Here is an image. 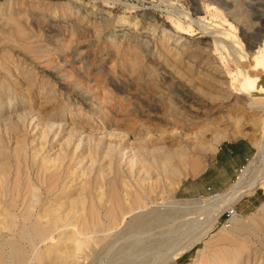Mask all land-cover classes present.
<instances>
[{
    "label": "rangeland",
    "instance_id": "1",
    "mask_svg": "<svg viewBox=\"0 0 264 264\" xmlns=\"http://www.w3.org/2000/svg\"><path fill=\"white\" fill-rule=\"evenodd\" d=\"M214 33L231 46L239 41L249 61L221 53ZM263 42L264 0H0V264H11V249L28 256L25 264H52L57 245L62 264H153L167 239L186 241L211 225L215 194L231 190L244 172L253 188L221 210L204 239L163 264H206L230 245L240 247L241 264H264V111L237 93L233 76L262 75L248 47ZM241 137L255 154L228 189L212 193L192 183L220 144ZM130 148L139 163H131ZM161 163L177 175H162ZM142 168L160 171L145 181L155 188L144 196L145 208L115 231L100 233L99 222L92 223L86 237L83 221L93 213L104 219V198L122 196L126 187L139 191ZM174 198L191 204L176 206ZM27 206L32 219L44 213L52 222L49 238H21L32 226ZM80 206L76 221L69 212ZM232 207L234 218L226 215ZM133 215L148 230L134 251L127 249L139 227ZM72 227L77 242L65 245Z\"/></svg>",
    "mask_w": 264,
    "mask_h": 264
},
{
    "label": "bare ground",
    "instance_id": "2",
    "mask_svg": "<svg viewBox=\"0 0 264 264\" xmlns=\"http://www.w3.org/2000/svg\"><path fill=\"white\" fill-rule=\"evenodd\" d=\"M173 5V4H172ZM181 12H183V11H181ZM172 14V13H171ZM182 14H186V15H190L189 14V12H184V13H182ZM174 15V14H173ZM189 17V16H188ZM190 18V17H189ZM177 19V18H176ZM207 19V18H206ZM179 20V19H178ZM190 20H192L191 18H190ZM195 22V21H194ZM182 23V22H181ZM179 21L178 22H176V26H177V28H179V29H182V24H181ZM199 25L200 26H203V25H205V23L203 22V20H199ZM210 25V24H209ZM208 25V26H209ZM211 26V25H210ZM209 26V27H210ZM216 26H218V25H216ZM208 27V28H209ZM213 29H214V26H211ZM218 27H220V26H218ZM207 29V28H206ZM213 29H212V31H213ZM216 29V28H215ZM223 29V28H222ZM221 29V30H222ZM204 31H206V30H204ZM208 31H210L209 33H211V29L209 30L208 29ZM208 31H207V33H208ZM219 31V30H218ZM214 32H216V31H214ZM208 33V34H209ZM220 34V33H219ZM221 35V34H220ZM212 36V35H211ZM213 38L212 39H214V42H215V44H213V45H215L216 46V48L217 49H220V51H221V53H224L225 55H237L238 57L240 56L241 58H242V60L243 61H249V59H248V54H244L243 52H241V48H240V42L239 41H237V45L236 46H231V45H228V44H226L225 42H224V40H223V38L222 37H220L219 35H217V34H213V36H212ZM207 44V43H206ZM249 44V43H248ZM251 44V43H250ZM238 45H239V47H238ZM248 50H251L250 51V57H252V59H253V61H254V65H252V67L253 68H255L256 69V71H258V70H261L262 71V75L261 76H258V75H253V74H251L249 71H247L246 70V72H244V70L242 71V70H237L235 73H234V80L235 81H238L239 82V85H240V89L237 91V93H239V94H247V95H249L248 97H250L249 99H250V102H249V106H251L252 108H255V109H261V110H263L264 111V42L263 43H261V45H259V46H254V45H249V47H248ZM246 53H248V52H246ZM224 57V56H223ZM245 75V77H244V80H241V75ZM233 78V77H232ZM94 102H96V101H94ZM93 102V103H94ZM183 118V117H182ZM53 126V125H52ZM264 127V126H263ZM51 129V128H50ZM47 131H48V129H47ZM47 131H46V133H47ZM51 130H49V132H50ZM220 134V133H219ZM120 146V145H119ZM117 147V146H116ZM143 148L142 149H144L145 148V146H142ZM159 147V146H158ZM119 148V147H118ZM139 148V147H138ZM147 148V147H146ZM149 148V147H148ZM148 148H147V150H148ZM155 148H157V147H155ZM109 149V148H108ZM111 149V148H110ZM131 149V148H130ZM129 149V150H130ZM136 150H137V148H135ZM150 149V148H149ZM153 149V148H152ZM151 149V151L152 152H157V151H159V149L158 150H156V151H154V149L152 150ZM112 150V149H111ZM116 150H118V149H116ZM120 150V149H119ZM128 150V149H127ZM108 151V150H107ZM123 151V150H122ZM131 151H132V149H131ZM140 151H142V150H140ZM145 151V150H144ZM177 151V150H176ZM109 152H111V151H109ZM133 152V151H132ZM131 152V157L129 156V158H130V161H131V163L132 164H134V163H136L137 161H138V158H137V153L136 152H133L132 153ZM138 152V151H137ZM111 153H113V151L111 152ZM128 153V152H127ZM130 153V152H129ZM129 153H128V155H129ZM139 153V152H138ZM144 152H142V154H143ZM147 153V152H146ZM158 153H161V151L160 152H158ZM180 153V152H179ZM108 154V153H107ZM124 155H125V153H123ZM111 155H113V154H111ZM110 155V156H111ZM119 155H122L121 154V152L119 153ZM123 155V156H124ZM127 155V156H128ZM152 155H154V154H152ZM157 155V154H156ZM127 156H125V157H127ZM142 156V155H141ZM125 157H124V159H125ZM154 157H155V155H154ZM152 158V157H151ZM163 159V158H162ZM180 159V158H179ZM153 160V159H152ZM49 162H50V160H49ZM127 162V161H126ZM140 161H138L137 163H139ZM142 163H143V161H141ZM152 162H156V161H152ZM161 162V161H160ZM121 163V162H120ZM128 163H130V162H128ZM163 163V162H162ZM161 163V164H162ZM92 164V163H91ZM141 164V163H140ZM157 164V163H156ZM164 164V163H163ZM162 164V165H163ZM165 164H168V163H165ZM178 164V163H177ZM176 164V165H177ZM47 165V164H46ZM87 165V164H86ZM126 165H129V164H126ZM142 165V164H141ZM144 165V164H143ZM146 165V164H145ZM173 165V164H172ZM179 165V164H178ZM134 166H136V165H134ZM138 166V165H137ZM148 166V165H147ZM128 167V166H127ZM126 167V168H127ZM141 167H144L145 169H146V167L145 166H141ZM149 167V166H148ZM162 168H161V174L162 175H168V174H170V175H172V174H174V173H176L175 175H177V169H174V168H170V167H168L167 165H163V166H161ZM178 167V166H177ZM132 168H133V166H132ZM131 167H130V170L132 169ZM136 168V167H135ZM144 168H142L143 170H145ZM119 169H120V167H119ZM148 169V168H147ZM247 169H249V168H247ZM104 170H106V167L104 168ZM121 170V169H120ZM135 170V169H134ZM141 170V169H140ZM151 170V169H150ZM122 171V170H121ZM121 171H119L120 173H122L123 174V171L121 172ZM126 171V170H125ZM194 171H195V169H194ZM129 172V171H128ZM136 172V171H135ZM160 172V171H159ZM159 172H158V170L156 171V170H151V171H148V170H145V172H143L142 171V173L141 172H139L138 171V180H136L138 183V186H140L139 187V191H137V190H133V189H130V188H125L124 189V193H122L123 195L121 196V194L120 195H118V194H115V195H112V197H110V199H103V201H104V206H106V209H104L105 210V213H104V219H101L100 217L98 218H96V220L94 219V217H93V219H92V216H94V213H93V215H91V219L89 220V218H87L88 220H89V222H87V221H83L84 220V216H83V218L81 219V222L83 221V223L81 224V226H82V228H84L85 227V234H86V237H87V235L90 233V232H92V231H90L89 232V226L90 225H92V223H98V228L97 229H99V226H100V228H102V230H101V232L100 233H102V231H104V233H105V231H107V230H109L110 231V229L112 228H114V227H116V226H118L119 225V223L121 222H124L125 221V216L126 215H128V214H134V210L136 209V208H140L141 206H143L144 207V202H143V198H144V196H147V194H150L154 189H152L151 187H150V184L148 185V184H145V181H151V182H153L152 180H150L151 178H153L155 175L154 174H159ZM178 172H180V171H178ZM130 173V172H129ZM245 173V172H244ZM241 174V176L239 177V180L233 185V187L231 188V190H229V191H226V192H224V193H221V194H217V195H215V197H216V199H215V203L213 204V207H214V209H213V211L215 212L214 213V215H213V219H211L212 221H211V225L206 229V230H204L203 231V233H201L200 231H197L196 233H194L192 236H190V237H186L187 238V240L186 241H183V240H181V239H175V238H169V239H167L166 241H167V244H166V250H165V252H163V253H160L158 256L157 255H155L156 256V259H159V261L157 260V262L156 261H154L153 262V264H163V263H165V262H167V261H169L170 259H173V258H176V257H178V256H180V255H182L184 252H186V251H188L189 249H191L199 240H201V239H204V237L206 236V234H208V232H209V230H210V228L213 226V224L215 223V222H218L217 220H218V217H219V214H220V212H221V210L223 209V208H226L227 206H229V205H233L245 192H247V191H249V190H251L252 188H253V186H254V184H247V183H245L244 181H245V174ZM132 174H133V172H132ZM121 176V175H120ZM132 176V175H131ZM135 176H136V174H135ZM161 176V175H160ZM122 177V176H121ZM157 177V176H156ZM180 179V178H179ZM178 179V180H179ZM156 180V179H155ZM177 180V181H178ZM180 181V180H179ZM142 183H144V184H142ZM257 183V182H256ZM65 184V183H64ZM152 184V183H151ZM177 185V184H176ZM65 186V185H64ZM124 186H128V185H125L124 184ZM68 187V186H67ZM66 187V188H67ZM176 187V186H175ZM70 189V188H69ZM68 189V190H69ZM36 190H38V189H35V191ZM40 190V189H39ZM38 190V191H39ZM51 191H53V190H50V191H48V192H50L51 193ZM67 191V190H66ZM70 191V190H69ZM102 191V190H101ZM100 191V192H101ZM104 191V190H103ZM123 191V190H122ZM37 192V191H36ZM36 192H33L34 194H33V196H35L34 198H32V199H34V201H40V200H38V198H40V197H38L37 198V193ZM31 194H32V192H31ZM53 194V193H52ZM100 193L98 192V195H99ZM40 195V194H39ZM42 195V194H41ZM98 195H97V197H98ZM101 195H102V193H101ZM106 195V194H105ZM109 196V195H108ZM99 197H101V196H99ZM102 198V197H101ZM106 198H109V197H107V195H106ZM42 199V198H41ZM66 199H68V198H66ZM73 199V201H72V203H74V198H72ZM77 199V198H76ZM31 200V199H30ZM44 200V199H43ZM46 200V199H45ZM44 200V201H45ZM69 200H70V198H69ZM69 200H67V202H68V204L69 203H71V202H69ZM80 200V199H79ZM79 200H77L78 202H80ZM101 200V199H100ZM145 200H146V198H145ZM150 200H151V198H150ZM33 201V200H32ZM33 201V202H34ZM43 201V202H44ZM47 201H48V199H47ZM148 201V200H147ZM173 202V204H175L176 206H181V207H183V208H186V209H188L189 208V204H191L190 202H188V201H185L184 203H180L181 201H179V200H177L176 198H174L173 200H172ZM55 202V201H54ZM54 202H51V203H54ZM64 202V201H63ZM78 202H77V204H78ZM28 203H30V206H31V203L32 202H28ZM50 203V202H49ZM49 203H47V205H49ZM59 203V202H58ZM58 203H57V205L56 206H58ZM61 203V202H60ZM65 203V202H64ZM63 203V204H64ZM71 203V204H72ZM43 204V203H42ZM80 204V203H79ZM15 205V204H14ZM46 205V206H47ZM66 205V204H65ZM30 206H27L28 207V209H29V207ZM39 206V205H38ZM42 206V205H41ZM60 207H61V205H59ZM58 206V207H59ZM75 206V205H74ZM74 206H72L74 209H75V207ZM40 207V206H39ZM43 207V206H42ZM44 207H45V205H44ZM43 207V208H44ZM52 205H50V210L52 209L53 210V207H55V204H54V206L52 207ZM57 207V208H58ZM70 207H71V205H70ZM70 207L68 208V209H70ZM71 207V209L73 210V208ZM81 208H80V210H79V208L77 209V211L76 212H69L70 214H72V215H77L75 218H76V221H77V217L79 216L78 215V212L80 213L81 212V209L83 210V208H82V206H80ZM102 207H103V204H102ZM77 208V207H76ZM104 208V207H103ZM145 208V207H144ZM177 208V207H176ZM32 207H30V213L28 212V210H27V213H29V214H27L26 213V220L28 221L29 220V222L30 223H32V226H30V228H26V229H24V231H23V233H22V237L21 238H23V237H27V238H30V240L31 239H46V238H49L50 236H51V234H52V222L51 221H49L48 219H47V216L43 213L42 215L41 214H38L34 219H32ZM67 209V208H66ZM92 209H93V207H92ZM206 209V208H205ZM7 210V209H6ZM5 210V211H6ZM26 210V209H25ZM43 210V209H42ZM56 210V209H55ZM58 210H59V208H58ZM90 210V209H89ZM99 210V209H98ZM102 210V209H101ZM103 210V211H104ZM4 211V213H6ZM36 211V210H35ZM40 211V210H39ZM68 211V210H67ZM67 211H65V212H67ZM91 212H93V210H90ZM100 211V210H99ZM102 211V212H103ZM134 211V212H133ZM200 212H198V215H200V214H202V212H201V210H199ZM207 211V210H206ZM34 212V211H33ZM38 212V211H37ZM61 212V211H60ZM64 212V213H65ZM95 212V211H94ZM133 212V213H132ZM10 213V212H9ZM63 213V212H62ZM62 213H60V214H62ZM96 213V212H95ZM100 212H98V214H99ZM179 213V212H178ZM35 214V213H34ZM59 214V213H58ZM59 214V215H60ZM89 214V213H88ZM97 213H96V216L98 215ZM164 214V213H163ZM162 214V215H163ZM1 215V214H0ZM3 215H7V213L6 214H3ZM28 215V216H27ZM57 216V220H59V221H62V222H66V223H68L69 221H67V217H66V215L65 216ZM83 215V214H82ZM82 215H81V217H82ZM87 215V214H86ZM161 215V216H162ZM238 215V213H237V211H236V213L232 216L233 218L234 217H236ZM8 216V215H7ZM25 216V215H24ZM55 216V215H54ZM87 216H89V215H87ZM168 216V215H167ZM202 216V215H201ZM132 218H133V220H139V223H138V226L139 227H135V228H138V230L137 231H133V233H131L129 236H132L131 237V239L134 237V242H133V246L132 245H129L128 246V248L127 249H131L132 251H134V249H138L139 248V246H140V243L142 242V238H143V236H144V234H146L147 232H148V230L147 229H145V224H144V222H141L140 220H141V215H133V216H131ZM131 217H130V219H131ZM56 218V217H55ZM71 218H73V217H71ZM71 218H69V219H71ZM129 218V217H128ZM14 219V218H13ZM53 219H54V217H53ZM199 219V218H198ZM201 219V218H200ZM25 220V219H24ZM74 220V219H73ZM13 221V220H12ZM80 221V220H79ZM78 221V222H79ZM128 221V220H127ZM127 221H125L126 222V224L128 223V226H129V222H127ZM200 221V220H199ZM1 222H2V219H1ZM198 222V221H197ZM3 223V222H2ZM14 223V222H13ZM57 223V222H56ZM56 223L54 224V225H56ZM74 222H71V224H73ZM9 225H10V223H9ZM65 225V224H64ZM75 224H73V226H74ZM79 226H80V224H78ZM96 225V224H95ZM123 225V224H122ZM192 225V224H191ZM195 225H198L197 227H199L200 226V224H195ZM202 225V224H201ZM15 226H16V224H15ZM24 226V225H23ZM69 226V225H68ZM72 226V225H71ZM80 226V227H81ZM121 226V225H120ZM10 227V226H9ZM22 227V226H21ZM57 227V226H56ZM61 227V226H60ZM64 227V226H63ZM63 227H61V228H63ZM70 227V226H69ZM78 227V226H77ZM119 227V226H118ZM118 227H116V228H118ZM127 227V226H126ZM225 226H223V228H224ZM14 228V227H13ZM23 228V227H22ZM65 229H66V226L64 227ZM73 229L71 230L70 228H69V232H70V235H67L68 234V232L65 234V240H64V242H66V244L65 245H67L68 244V242H72V240H76L77 239V237L75 236V233H74V231H75V229H74V227H72ZM91 228H92V226H91ZM127 228H129V227H127ZM126 228V230H123V232L124 231H127V230H131V227H130V229H127ZM96 229V230H97ZM192 229H193V227H192ZM79 230V228L76 230V231H78ZM135 230V229H134ZM190 231H192L191 229H189ZM55 231V230H54ZM81 231V230H80ZM84 231V230H83ZM83 231H81V232H83ZM99 231V230H98ZM113 231H115L114 229H113ZM132 231V230H131ZM180 231V230H179ZM21 231H19V233H20ZM192 232H194V231H192ZM78 233H79V231H78ZM169 233V232H168ZM61 234H63V233H61ZM63 234V235H64ZM84 234V233H83ZM84 234V235H85ZM93 234V233H92ZM149 234V233H148ZM60 235V234H59ZM77 235V234H76ZM155 235V234H154ZM186 235V234H185ZM78 236H79V234H78ZM80 236H81V234H80ZM152 236V235H151ZM19 237H20V235H19ZM128 237V236H127ZM63 238V239H64ZM76 238V239H75ZM82 239V238H81ZM86 239V238H85ZM89 239V238H88ZM164 239V238H163ZM229 238H226V237H222V239L221 240H223V241H227ZM30 240H28V241H30ZM185 240V239H184ZM232 239L230 238L228 241H231ZM34 241V240H33ZM84 241H86V240H84ZM165 241V240H164ZM234 241L235 240H233V243H234ZM63 242V243H64ZM76 242H77V240H76ZM75 242V243H76ZM88 242V241H87ZM31 243H33V242H31ZM30 243V244H31ZM85 243V242H84ZM132 243V242H131ZM162 243V242H161ZM239 243V242H238ZM61 244V243H60ZM35 245V244H34ZM74 245V244H73ZM141 245H143V244H141ZM32 246V245H31ZM60 245H57V246H55V247H53V252H54V254H55V261H54V259H53V261L54 262H52V264H62V262H61V260H60V262H59V259L61 258V256L60 255H58L57 254V251H58V253H60L59 251H60V249L58 248ZM63 246L64 245H62V248H63ZM162 246H163V244H162ZM15 247V246H14ZM68 248V250L72 247H70L69 248V246H67ZM18 248V247H17ZM65 248V247H64ZM11 249V248H10ZM19 249V248H18ZM26 249V248H25ZM66 249V248H65ZM66 249V250H67ZM77 249V248H76ZM126 249V248H125ZM140 249V248H139ZM12 251H11V257H12V260H11V264H25L24 263V260H22V258H23V255L25 256V253L22 255V253L20 252V251H18V250H16V249H11ZM64 250V249H63ZM63 251L62 253L63 254H66V255H70V252L69 251H72V249H70L69 251ZM110 250V249H109ZM113 250V249H112ZM130 250V251H131ZM21 251H23V250H21ZM62 251V250H61ZM154 251H155V249H154ZM240 251V247L239 246H235V245H230V246H225L224 247V250L223 251H219V254L216 256V257H212L211 258V260H210V262H208V263H206V264H241L240 262H241V256H240V254H241V252H239ZM24 252V251H23ZM76 252H74V254H75ZM131 253V252H130ZM130 253H127L128 255L130 254ZM147 253V252H146ZM125 254V253H124ZM126 254V255H127ZM157 254V253H156ZM167 254V255H166ZM216 254V253H215ZM1 255V254H0ZM127 255V256H128ZM164 255H166V257H164V258H162ZM201 255H202V253L201 252H199V254H198V259H199V261H200V257H201ZM5 257H6V255H4ZM130 256V255H129ZM135 256V255H134ZM214 256V255H213ZM26 257V256H25ZM28 257V256H27ZM26 257V258H27ZM123 257V256H122ZM31 258V257H30ZM62 258H64V257H62ZM66 258H69V257H66ZM75 256H74V260H75ZM162 258V259H161ZM25 259V258H24ZM29 259V258H28ZM33 259V258H32ZM161 259V260H160ZM8 260H9V258H8ZM7 260V261H8ZM58 260V261H57ZM243 260V259H242ZM3 261H5V260H2V263H3ZM27 261V260H26ZM30 261V260H29ZM34 261V260H33ZM64 262V264H67L68 262H66V261H68V259L65 261V260H63ZM120 261V260H119ZM28 262V261H27ZM71 262V261H70ZM76 262V261H75ZM115 262V261H114ZM113 262V263H114ZM243 262V261H242ZM8 263V262H7ZM6 262H5V264H7ZM99 263V262H98ZM79 264V263H78Z\"/></svg>",
    "mask_w": 264,
    "mask_h": 264
},
{
    "label": "crops",
    "instance_id": "3",
    "mask_svg": "<svg viewBox=\"0 0 264 264\" xmlns=\"http://www.w3.org/2000/svg\"><path fill=\"white\" fill-rule=\"evenodd\" d=\"M254 154L255 147L243 137L224 142L209 156L201 173L192 183L212 193L224 191L230 187L238 171L246 166V160Z\"/></svg>",
    "mask_w": 264,
    "mask_h": 264
},
{
    "label": "built area",
    "instance_id": "4",
    "mask_svg": "<svg viewBox=\"0 0 264 264\" xmlns=\"http://www.w3.org/2000/svg\"><path fill=\"white\" fill-rule=\"evenodd\" d=\"M250 160H251V159H247V160H246V162H247L246 165L250 163ZM244 168H245V166H244L242 169H240V172H243ZM235 213H236V209H235L234 207H232V208H230V209H228V210L226 211V215H227L228 217H232Z\"/></svg>",
    "mask_w": 264,
    "mask_h": 264
}]
</instances>
